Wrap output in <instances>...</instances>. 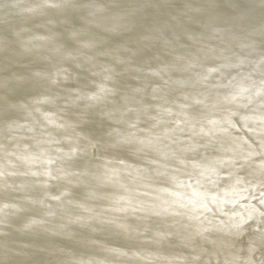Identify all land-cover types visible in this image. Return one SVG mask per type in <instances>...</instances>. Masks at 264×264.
<instances>
[{
  "label": "bare ground",
  "instance_id": "1",
  "mask_svg": "<svg viewBox=\"0 0 264 264\" xmlns=\"http://www.w3.org/2000/svg\"><path fill=\"white\" fill-rule=\"evenodd\" d=\"M243 1L0 0V146L10 151L0 163L15 162L5 166L7 177L16 175L18 166L35 171L34 152L40 150L68 154L78 144L76 156L89 154L90 140L98 156L90 159L95 168L122 166L106 161L112 156L143 162L154 159L153 153L161 163L178 167L183 163L174 153L182 149L192 155L189 166L201 161L197 173L214 178L206 172L207 161L197 157L200 147L196 137L213 130L217 134L214 137L227 138L234 144L239 138L227 122L213 114L214 108L233 113L237 116L233 121L241 118L243 126L264 132V0L259 6ZM216 4L235 9L237 15L211 10ZM71 13L73 18H69ZM139 20L144 36L139 46L144 55L140 52L142 59L134 60L131 49L119 52L116 46L120 48L125 40L122 33ZM79 22L89 24V28L82 30ZM150 32V39L146 38ZM66 38L72 40V46L64 44ZM71 48L79 53L68 54ZM50 79L54 80L52 85ZM100 85L112 89V94L102 101L88 99L94 95L92 90L99 92L96 87ZM9 90L15 92L18 105H10V100L6 107L3 97L9 96ZM32 120L39 121L46 136L33 128ZM35 135L40 142L31 143ZM123 137L131 142L110 141ZM141 144L152 154L143 153ZM12 146L15 151L21 149L20 153H11ZM205 150L213 161L222 160L224 150L220 147L213 154L208 147ZM59 158L66 161L62 166L69 165L64 170L68 172L65 179L58 181L63 191L52 188L58 187L57 178L49 186L46 177L50 176V159L35 174L46 178L45 191L29 182L25 186L13 184L19 193L0 189V264H225L226 260L245 264L249 257L252 264L264 261V249L255 253L259 263L247 251L254 235L252 227L246 231L243 244H237L234 235L228 233L224 237L215 231L198 235V228L205 227L210 217L204 218L203 210L195 205L189 214V208L164 204L167 218L151 223L140 220L138 207L80 200L71 192L85 182H99L86 180L83 169L74 186L66 185V189L64 184L73 177L69 169L72 164L65 155ZM263 159L257 156V160L248 162L260 165ZM54 167H58L56 161ZM87 173L98 176L97 171ZM235 179L239 177H233L230 165L225 164L217 166L215 178L208 185L229 187ZM100 186L98 194L104 191ZM178 188L176 198L182 202H200L211 194V188L199 189L193 184L191 189ZM248 196L253 200L245 205V212L251 206L264 208L260 203L264 198L249 194L243 199ZM174 212L179 218L168 219ZM195 213L200 221L193 219ZM183 219L189 222L185 228ZM56 222L116 229L99 235L92 232L91 249L72 255L65 245L50 250L48 243L38 238L40 234L47 236L45 228ZM250 224L254 226L255 222ZM151 230L161 238L172 235L175 242L166 244L165 240L157 246L156 241H147ZM215 238L222 240L229 254L221 255L213 248ZM142 242L153 245L143 246ZM106 243L122 250L105 252ZM224 245L219 244L220 248ZM128 246L131 250L125 249ZM150 246L155 251L146 250ZM215 257L219 261H212Z\"/></svg>",
  "mask_w": 264,
  "mask_h": 264
},
{
  "label": "water",
  "instance_id": "2",
  "mask_svg": "<svg viewBox=\"0 0 264 264\" xmlns=\"http://www.w3.org/2000/svg\"><path fill=\"white\" fill-rule=\"evenodd\" d=\"M11 1L12 0H8V2ZM247 1L251 3V5L253 6L255 5L259 6V2H262V0H246V1L244 0L243 3L249 5L247 4L248 3ZM211 4L214 5V2H212ZM211 10L216 12L223 11L227 14L237 15L235 9L218 4H216L214 6V9ZM166 15L170 16L168 12H166ZM73 17L74 14L71 13L69 18H73ZM140 20L136 25L134 22L130 24L128 30L122 33V36L124 37L125 40L121 43L120 48L116 46L119 52L123 50L131 49V51L133 52L132 57L134 58V60H141L143 57L142 55H140L142 49L139 46V44L141 43L139 42V40L144 38L143 32L140 29V24H141ZM80 27L82 30L84 29L86 30L89 28V24L83 26L80 23ZM151 33L152 32L146 34V38L150 39ZM113 42L115 44V41ZM34 43L35 41L29 45H34ZM64 44L66 46H72V40L70 38H66L64 40ZM78 51L79 52L83 51L82 46H80ZM78 51L75 52L71 48L68 54L79 53ZM142 54L144 55V52H142ZM53 83L54 80L50 79L49 84L52 85ZM96 88L100 91L101 85L99 86V88L98 87ZM91 93L96 94L97 92L92 90ZM14 96H15V92L13 90H9V96L3 97V101L6 104V107L9 106L8 102L10 100H11L10 105L13 106L18 105L16 103L17 97ZM213 114L219 115L220 121L224 120L225 123L227 122L226 125L230 129H232V133L236 134L235 135L236 137L238 135L239 138H235L237 144H234L233 142H229V140L224 137H219V136L214 137L217 136V134L213 130H209L210 133H200V135L196 137V144L200 147L198 148L200 149V151L198 152L199 155H197V157L203 159L204 161L206 160L207 161L206 167H207L210 162H213L214 159L212 158L213 156L210 155L207 150H205V147H208L209 150L212 152V154L213 152H215L216 148L218 147H220V149H223L224 154L222 157L224 158L221 157V159L226 161L231 160L233 161V163H236V164L232 163L230 165V171L233 174V177H239V180L235 179V182L232 183V186L222 187L220 185L217 186L213 185L210 187V185L208 184L215 178V174H213L210 171H206L207 173L211 174L214 178H203L201 174L199 175L197 172L200 171L198 167H200L201 161H195L192 165L189 166L188 159H191L192 155L189 154L188 152H185L182 149L177 152H175L176 149H172V151L175 152L174 154L180 157L178 159L183 163L182 165L177 164L178 167L173 165L171 162L164 161L165 164L161 163L160 160L155 159L157 157L156 153H153L154 159L152 158L144 159L143 162H133V160H130L129 158L124 159V157L121 158L118 156H112L109 157L106 161H110L114 164L115 163L122 164L123 167L120 166V167L109 168L106 165H103L104 167L95 168L93 161H91L90 159L92 158L98 159V156L96 155L95 148L91 146L89 149L90 152L89 154L81 152L82 154L74 157L73 159H70L71 161L70 164L72 165H70L69 169H70V175L72 174L73 177H71V180L67 181L68 184H64V186L66 189H67L66 185L74 186V181L77 180L78 172L84 169L86 172L85 173L86 180L91 179L99 183L90 185L85 182L75 190V193L71 192V194L80 197L81 198L80 200L94 199V200H99L100 202H106V203L108 202L109 204H113L116 207L121 205H124L126 207L127 206L135 207V208L138 207L137 208L138 210H136V212H139L138 213L139 218L143 222L151 221V223H155V220L156 219L158 220V218L160 219L161 217L167 218L165 213L168 212L164 204L170 207L174 205L179 209L189 208L190 209L188 211L189 214L193 211L195 205L199 207L200 210H203L202 216H204V218L210 217L209 220H211L212 224L214 225H221L223 224L224 221L228 220L230 216H234L236 214L247 215V212H245L247 207L245 205L252 202L253 197L248 196L245 197L244 199L243 197L252 194L254 197H257V199L264 198V196L261 195L262 193H264V173L261 172V169L258 167L259 165L248 162V159L257 160V156L264 157L260 155L261 151L264 150V132H262V130L260 129L254 130L253 128H248L247 126H243V124L240 122L243 121L241 120V118H237L236 121H233L232 119L237 116L228 111L214 108ZM45 117H46V113H44V118ZM38 122L39 121L32 120L31 123L33 128L36 131L38 129L42 130L44 132L42 136H46L45 130H43L42 127H39ZM37 135L34 136L33 140H31V143L40 142L38 140ZM183 135H185V133ZM169 140L170 139L166 140V143ZM110 141L112 144H117L116 138H112V140L110 139ZM13 148L14 146L11 147V149L13 150L11 151V153H15V152L17 154L20 153L21 149L15 151ZM139 149L143 153L152 154L150 153L148 147L145 145H142V148ZM6 151L7 150L5 148L0 146V160L4 158V155L6 156L10 154V151L8 152ZM250 153L253 154L251 155V158H249ZM61 154L65 155L67 158L66 155L67 153H63L59 151L52 152L49 150H40L38 153L34 152V155L37 157V162H33L37 166L35 171H32L31 167L18 166L19 170L17 171V174L16 175L12 174L14 178L11 176L7 177L5 166L15 162L9 160L5 165L0 163V186H2L0 187V189L18 192L13 188L14 183H20L21 185L25 186L24 183L28 184L27 182H29L31 186L33 187L38 186L42 191H45L47 189L45 188L47 183L45 179L48 178L49 186H50L51 183H53V181L56 182L57 177H58L57 178V184H58L59 180L65 179L64 178L66 176L65 174H68V172L66 173L64 170L66 169L67 166H69V165L62 166L63 164L62 162H66V161L60 160L59 156H61ZM14 156L15 155H13V157ZM44 156H48V157L43 159ZM46 159H50L48 161L52 165L49 171L50 176H47L46 178L42 177L41 179L39 177H35V174L37 173L38 169H41L44 163L47 161ZM175 159L176 158L172 160ZM55 161L57 162L58 167H54ZM23 162L24 161H21L20 164ZM257 163L260 164L259 161ZM185 167L186 169H184ZM90 170L97 171V173L99 171L100 173L99 174L96 173V175L101 177L87 173ZM154 184H159V186L157 187ZM192 184L195 188L197 185L199 189L211 188L208 191V193L211 194L207 195L206 197H203L200 200V202H190V201L182 202L178 198H176V196H179L178 187H181L182 190L188 188L191 189ZM99 185H101L100 188L104 190L100 192V194L97 193L99 189ZM52 188L55 190L57 189V192L63 191V187L62 186L60 187V184H58V187L54 185ZM156 193L164 194V195L161 196V195H157ZM25 197L28 198L27 195ZM150 199L152 201H150ZM241 199H243L242 202ZM184 204H188V205L183 206ZM202 205H207V208L210 209V211L205 210L203 207H201ZM237 207H240V210H237ZM162 210L165 212L162 213L161 212ZM143 215H145V217H143ZM170 215L171 217L172 216L173 217L168 219L174 220L176 218H179V216L175 215V212L174 214L171 213ZM192 216H199V215L195 213ZM188 225L189 222L185 220V224L183 227L185 228ZM205 226L210 227V225L208 224H205ZM251 226L253 225L250 224L249 221V225H245L246 231L250 229ZM78 227L79 229L77 230ZM90 228L92 229L91 231ZM115 229L116 228L114 227L112 228L102 227V226L94 227L91 225L88 227L87 225L78 226L72 222H62V223L56 222L55 226L45 228L47 232V236L40 234L38 235V238L48 243V248H50V250H53L54 247H56L57 245L63 244L68 249L71 250L72 255L73 254L76 255V254H82L84 251L91 249L92 247L91 244L93 241H89L90 238L89 235L92 234V232L99 235V234L107 233L108 230L111 233H113ZM212 231L219 233L223 237H224V233H228L227 231H216V230H212ZM246 231L242 235L239 236L234 235V241L237 244L238 243L243 244V238L244 235L246 234ZM134 232L138 233L137 230H134ZM150 234L151 236L148 238L147 241L149 240L156 241L158 243L157 246H160L161 242L165 243V240H166V244H172L175 242L172 239V235L161 238L159 234L154 235L152 230ZM186 238L190 239L191 237H186ZM214 242H215V246L213 248H215L217 252L220 250L221 253L219 254L221 255L229 254L228 253L229 249L226 247V245H224L222 240H220L219 238H215ZM106 244L107 247L106 249H104L106 250L105 252H110V250L112 251L122 250L116 247H112V245L109 243ZM148 244L153 245L152 242H148L146 244L142 242L143 246H146ZM219 244H223L225 247L220 248ZM150 248L151 246L147 247L146 250ZM125 249L131 250L129 246L125 247ZM150 250L155 251V249L152 248ZM255 253H253L252 259L257 263H259L258 261L260 260L255 255ZM233 255H235V253H233ZM215 258H212V261L218 260L217 258L216 259Z\"/></svg>",
  "mask_w": 264,
  "mask_h": 264
},
{
  "label": "snow or ice",
  "instance_id": "3",
  "mask_svg": "<svg viewBox=\"0 0 264 264\" xmlns=\"http://www.w3.org/2000/svg\"><path fill=\"white\" fill-rule=\"evenodd\" d=\"M112 92V89L101 87L99 92H97L93 96L88 97V99L94 102L102 101L106 95L112 94ZM109 135H112V133H109ZM130 142L131 141H129L127 137L116 138L117 144ZM88 146L95 147V145H93L90 140L88 141ZM78 147L79 145L77 144L70 153L66 154L68 159H73L74 157H76V148ZM251 155L253 154L250 153L249 158H251ZM260 155L264 156V150L261 151ZM232 163L233 161L231 160L213 161L209 163L206 170L212 172L213 174H216L217 166L223 167L225 164L231 165ZM258 167L261 169V172L264 173V163H261ZM261 195L264 196V193H262ZM260 203L261 205H264V199H261ZM201 207H203L205 210L210 211V209L207 208V205H202ZM193 219L200 221L199 216H194ZM249 221L255 222V225L251 226L254 235L249 240V247L247 249L248 253L252 254L255 253L258 249H264V208L258 209L254 206H251L247 212V215L236 214L234 216H230L228 220L224 221L221 225H214L212 224L211 220H208V225H210V227L205 226L203 228H198L197 234L203 237V234L205 232L216 230L227 231L232 235L239 236L246 231L245 225H249ZM261 255L264 256V251L261 252ZM194 259H198V257H194ZM225 264H233V262L226 260ZM245 264H252L250 257L248 260H246ZM262 264H264V262H262Z\"/></svg>",
  "mask_w": 264,
  "mask_h": 264
}]
</instances>
